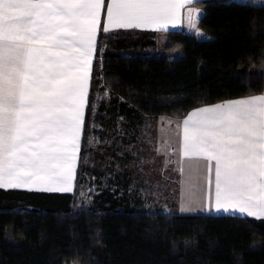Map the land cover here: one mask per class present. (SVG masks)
Listing matches in <instances>:
<instances>
[{
	"label": "trees",
	"instance_id": "obj_1",
	"mask_svg": "<svg viewBox=\"0 0 264 264\" xmlns=\"http://www.w3.org/2000/svg\"><path fill=\"white\" fill-rule=\"evenodd\" d=\"M195 5L209 38L166 32L176 59L155 32H99L73 192L0 189V264H264V219L144 209L123 170L143 118L263 93L264 3Z\"/></svg>",
	"mask_w": 264,
	"mask_h": 264
},
{
	"label": "snow or ice",
	"instance_id": "obj_2",
	"mask_svg": "<svg viewBox=\"0 0 264 264\" xmlns=\"http://www.w3.org/2000/svg\"><path fill=\"white\" fill-rule=\"evenodd\" d=\"M191 3L0 0V189L72 192L98 32L163 30ZM202 15L188 14L197 36ZM182 124V159L214 167L215 211L264 219V95L200 107Z\"/></svg>",
	"mask_w": 264,
	"mask_h": 264
},
{
	"label": "rangeland",
	"instance_id": "obj_3",
	"mask_svg": "<svg viewBox=\"0 0 264 264\" xmlns=\"http://www.w3.org/2000/svg\"><path fill=\"white\" fill-rule=\"evenodd\" d=\"M164 46L165 39L160 38L156 48L158 56L170 59L182 56L180 51L166 54ZM172 122L167 117L143 118L132 147L135 153L123 168L130 178L131 194L139 198L144 209L173 211L178 204L176 169L173 168L176 146L171 142L176 127ZM130 140L128 136V142Z\"/></svg>",
	"mask_w": 264,
	"mask_h": 264
},
{
	"label": "crops",
	"instance_id": "obj_4",
	"mask_svg": "<svg viewBox=\"0 0 264 264\" xmlns=\"http://www.w3.org/2000/svg\"><path fill=\"white\" fill-rule=\"evenodd\" d=\"M196 1H199V0H193V3L187 4L183 8L179 9L177 13L178 18L175 20L174 25L172 22H169L168 25L166 26V29H163V30H154V29H149V28L113 29L111 31L137 30L140 32H155L157 33L158 40L160 38L165 39L166 32L168 31H183L187 34L195 36L198 39H207L209 38V36L203 30H201L198 27V25H197V28L204 33L203 36H197L195 34V31L190 30L189 25H188V14L190 11L194 12L195 10H200L202 12L201 8L195 5ZM232 1H235L237 3H242V4H254L258 6L263 4V3H253L252 0H232ZM108 2L109 0H105L106 5ZM105 23H106V9L102 11L101 13V22H100L101 29L103 28ZM94 58H95V54H94ZM94 58H93V62H94ZM92 66H93V63H92ZM91 73H92V69H91ZM90 81H91V77H90ZM89 88H90V82H89ZM88 94H89V91H88ZM259 95H264V89H263V93ZM253 96H256V95H253ZM248 97H252V96H248ZM248 97H242V98H248ZM87 100H88V97H87ZM231 100H235V99H231ZM225 101H229V100H224L218 103H222ZM218 103H215V104H218ZM215 104L206 105V106H212ZM86 108H87V104H86L85 111H84V119H85V114H86ZM198 108H195L193 110H196ZM193 110L189 111L184 117L180 119H175V118H171L167 116H158V117H167L171 119V121H173L172 123L174 127H176V132L174 134L175 138L171 142H173V144L175 143L174 145L176 146V152H175L176 161L174 163L175 166H173V168L176 169L175 177H176V183L178 186L177 187L178 204L175 205V208L173 209L172 212H178L182 214H199V215H215V216L232 215V216L242 217L238 212L235 214H232V213L226 214L223 211L221 212L215 211V208H214V167H213V171L209 173L208 168H207V161L203 159L195 158V157L192 159H186V158L182 159V154L180 151V146L182 143V136H183L182 122L185 118H187V116ZM80 146H81V143H80ZM78 159H79V154H78ZM77 165H78V162H77ZM213 165H214V162H213ZM75 176H76V172H75ZM209 180H211V185H209L208 183ZM74 183H75V179H74ZM209 188L211 189L210 194H209ZM73 189H74V185H73ZM3 190L28 191L26 189H3ZM30 192H38V191H30ZM72 192H41V193H72ZM243 217H247V216L245 215ZM247 218H253V217H247Z\"/></svg>",
	"mask_w": 264,
	"mask_h": 264
}]
</instances>
